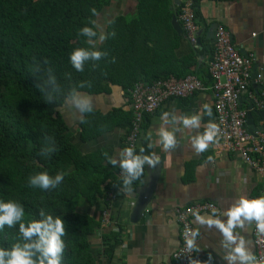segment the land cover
Returning a JSON list of instances; mask_svg holds the SVG:
<instances>
[{
	"label": "crops",
	"instance_id": "obj_1",
	"mask_svg": "<svg viewBox=\"0 0 264 264\" xmlns=\"http://www.w3.org/2000/svg\"><path fill=\"white\" fill-rule=\"evenodd\" d=\"M185 1H171L169 11L173 15L169 18L168 11L164 12L163 8L161 18L132 23L133 31L123 37L120 55L112 51L114 56H110L111 73L103 81L106 90L78 92L59 111L71 134V143L80 154L96 158L111 174L101 187L99 204L81 209L82 213L100 222V228L91 239L98 264H177L174 254L181 246L177 211L202 202L215 203L221 214H199L203 223L196 217L193 219L198 231L194 242L195 262L255 264V218H245L242 214L234 221L230 229L231 240L216 223L207 221H219L227 226L228 213L239 207L242 199L251 201L264 196L262 177L238 153L227 151L218 144L199 150L197 141L211 131L216 120L208 64L213 56L217 25L229 32L242 57L254 59L253 74L264 76V0L197 2L200 53L195 52L177 17L176 9ZM138 11L135 0L113 2L95 21L100 33L95 47L107 42L108 27L117 18L124 17L126 22H131L136 19ZM189 75L202 80L206 90L191 97L167 101L153 115L146 117L138 149L148 147L150 153L139 169V184L130 182L108 190V183L124 161L125 143L133 118L132 90L135 85L140 82L151 84L170 77L181 80ZM261 90L260 85L252 83L248 91L242 93L239 108L249 112L252 101ZM261 112L257 108L251 111L249 124H246L249 131L264 132ZM193 118L195 124L184 125L185 119ZM162 131L173 137V143L167 147ZM155 162L160 165L157 185L146 209L132 221L136 202L132 194L145 179L152 180L154 165L158 164ZM111 194L116 196L115 199H110ZM106 211L109 217L104 221ZM120 227L123 229V244L116 248L114 259L108 263L100 255L102 236L118 232ZM238 246L253 259H241L234 251Z\"/></svg>",
	"mask_w": 264,
	"mask_h": 264
},
{
	"label": "trees",
	"instance_id": "obj_2",
	"mask_svg": "<svg viewBox=\"0 0 264 264\" xmlns=\"http://www.w3.org/2000/svg\"><path fill=\"white\" fill-rule=\"evenodd\" d=\"M116 1L121 0H0V203H11L21 213L11 226H0V250L37 243L39 234L25 238L20 223L28 227V222L50 217L63 226L58 264H98L91 239L100 222L81 209L99 204L101 187L111 174L96 158L80 154L59 111L78 92L106 90L110 56L120 55L132 23L161 18L163 8L167 18L173 15L172 0H135L136 19L117 18L108 27L107 42L95 47L100 35L95 21ZM194 49L200 53L199 47ZM77 51L87 54L80 70L71 59ZM149 153L148 147L139 148L136 157L144 163ZM40 175L48 177L46 187L32 182ZM128 178L121 182L114 175L107 189L139 184V174ZM122 230L102 236L100 255L108 263L123 243ZM29 250L35 264L41 254Z\"/></svg>",
	"mask_w": 264,
	"mask_h": 264
},
{
	"label": "built area",
	"instance_id": "obj_3",
	"mask_svg": "<svg viewBox=\"0 0 264 264\" xmlns=\"http://www.w3.org/2000/svg\"><path fill=\"white\" fill-rule=\"evenodd\" d=\"M199 1L204 0H186L179 15L184 33L194 47L198 46L196 4ZM253 60L252 57H242L239 54L229 32L219 25L215 33L213 56L208 64L216 120L211 129L214 133L212 139L206 144H218L227 151L241 155L262 177L264 195V132H250L246 126L248 112L239 108L242 93L255 83L262 87L261 93L254 98L255 106L259 111L264 110V76L261 73L253 76ZM205 90L203 81L194 75L181 80L170 77L151 84L137 83L132 90L133 118L125 143L124 160L137 158L142 126L147 116L153 115L167 101L191 97ZM126 149H131V156L127 155ZM130 174L122 166L117 178L125 180ZM109 196L111 200L116 197L114 194ZM203 213L220 215L221 210L215 203L202 202L177 211V222L181 226V246L174 254L177 264H197L194 260V242L198 231L193 225V219ZM103 216L106 221L108 212H104ZM258 224L259 221L253 224L255 264H264V232L259 231ZM189 240L191 247L187 243Z\"/></svg>",
	"mask_w": 264,
	"mask_h": 264
},
{
	"label": "clouds",
	"instance_id": "obj_4",
	"mask_svg": "<svg viewBox=\"0 0 264 264\" xmlns=\"http://www.w3.org/2000/svg\"><path fill=\"white\" fill-rule=\"evenodd\" d=\"M84 31L89 33L88 29H84ZM86 55V53L77 51L72 56V62L77 70L81 69V59ZM93 56L98 57L99 53H93ZM183 123L185 126H188L189 124H195L196 120L195 118L191 120L185 119ZM213 134L214 133L210 131L197 141V147L199 150H203L205 147H207L206 142L212 139ZM161 136L165 147L173 143V137L171 133L162 131ZM125 152L128 156H131V149H126ZM144 160H148V158L144 157ZM113 163H115V161H113ZM141 163H143V161L139 158H133L130 160L125 159L122 166L130 173L138 175ZM149 163H151L150 160ZM57 180H59V177H57ZM37 181L41 187H46L50 183L46 175H40L32 182L37 183ZM0 210L3 212V214L0 215V226H3L4 224L11 226L14 221L20 220L21 213L11 203H0ZM242 214L245 216V218H255L257 221H259L257 227L260 232H264V196L251 201L242 199L240 206L235 207L228 213L230 219L227 221V226H225L223 223H220L219 221L209 220L207 223H216L217 226L223 231L225 236L231 240L233 237L231 235L230 229L233 226L234 221H236ZM196 219L200 220L202 223L204 222L200 216H196ZM20 232L25 238H30L34 233H38L39 241L34 244H25L23 249L17 245L11 252L0 250V264H34L33 260L31 259L34 253L29 250L32 248H35L41 254L35 264H58L57 254L61 249L59 235L63 232L62 221L60 219H56L53 222L49 217L44 222H28V227H25L24 222H21ZM187 243L191 247V241L189 240ZM234 251L235 253L239 254L241 259H253L252 257L245 255L242 247L238 246L234 249ZM5 257H8V259L5 260ZM234 258L235 257H232V259Z\"/></svg>",
	"mask_w": 264,
	"mask_h": 264
},
{
	"label": "water",
	"instance_id": "obj_5",
	"mask_svg": "<svg viewBox=\"0 0 264 264\" xmlns=\"http://www.w3.org/2000/svg\"><path fill=\"white\" fill-rule=\"evenodd\" d=\"M218 28V25L216 26V30ZM216 33V31H215ZM214 41V39H213ZM198 46L200 47L201 45V40H200V34H198V42H197ZM214 43V42H213ZM254 76L256 75V73L253 74ZM256 108L255 106V102L254 100L252 101L250 107H249V112H248V119H247V125L249 124V117L251 118V111H253ZM262 116L264 115V110L261 112ZM252 132V131H250ZM253 133V132H252ZM158 162H155V164ZM155 167V173H153L151 178L152 180L150 181L149 178L145 179L143 182V185H141L136 191L133 192V197L136 198V202L134 204V208H133V220L134 221L138 215L142 212V210L144 211L149 203V201L151 200V197L153 195V191L154 188L157 185L158 182V175H159V169H160V165L159 163L156 165H154ZM151 174V172L149 173Z\"/></svg>",
	"mask_w": 264,
	"mask_h": 264
}]
</instances>
